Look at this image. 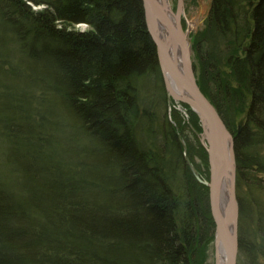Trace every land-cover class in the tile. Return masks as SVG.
Wrapping results in <instances>:
<instances>
[{"label":"trees","instance_id":"obj_1","mask_svg":"<svg viewBox=\"0 0 264 264\" xmlns=\"http://www.w3.org/2000/svg\"><path fill=\"white\" fill-rule=\"evenodd\" d=\"M205 24L196 79L234 139L237 264H264V0H212ZM167 99L142 0H0V264L203 263L209 190Z\"/></svg>","mask_w":264,"mask_h":264},{"label":"water","instance_id":"obj_2","mask_svg":"<svg viewBox=\"0 0 264 264\" xmlns=\"http://www.w3.org/2000/svg\"><path fill=\"white\" fill-rule=\"evenodd\" d=\"M142 0L145 23L156 46L159 68L168 95L187 105L199 118L203 147L209 164V180L203 182L193 169L195 177L209 190L211 215L215 224L214 242L217 264H237L238 216L236 196V160L234 139L215 107L197 85L191 55L192 48L187 32L181 26L184 14L183 0H177L176 12L169 10L165 0ZM164 24L168 36L159 33V24ZM177 48L178 55L175 54ZM227 179V198L221 207L219 189L222 179ZM219 248L223 262L219 259Z\"/></svg>","mask_w":264,"mask_h":264},{"label":"rangeland","instance_id":"obj_3","mask_svg":"<svg viewBox=\"0 0 264 264\" xmlns=\"http://www.w3.org/2000/svg\"><path fill=\"white\" fill-rule=\"evenodd\" d=\"M168 4L173 13L176 12L177 0H168ZM212 0H183L184 14L181 17V26L183 31L187 32L188 23L195 22V29H192L187 33L188 41L192 48V63L195 70V75L198 71V61L195 58L193 51L194 41L200 39L201 34L206 26V20L211 10ZM44 8L42 5H32L33 10H40ZM75 31L85 32L89 30L86 24H78L73 28ZM196 68H195V66ZM205 96V95H204ZM188 113L191 114L190 110L184 108L182 103L172 99L168 95L167 106L165 115L167 121L170 123L172 128L176 129L179 134V139L184 150L186 160L191 163L192 169L198 175L201 181L208 182L209 180V164L203 159V153L200 147H203V136L202 133L195 132L193 125L188 120ZM244 114L237 116L236 125L242 124L244 121ZM204 148V147H203ZM205 150V149H204ZM206 152V151H205ZM208 160V158H207ZM209 192V191H208ZM210 207V205H209ZM212 217V215H211ZM213 220V218H212ZM214 222V221H213ZM215 227V226H214ZM201 253V252H200ZM202 255V254H201ZM216 248L214 239L210 242L207 250L205 251V258L200 257L203 263L201 264H217L218 259L216 257ZM238 262V256H237Z\"/></svg>","mask_w":264,"mask_h":264},{"label":"bare ground","instance_id":"obj_4","mask_svg":"<svg viewBox=\"0 0 264 264\" xmlns=\"http://www.w3.org/2000/svg\"><path fill=\"white\" fill-rule=\"evenodd\" d=\"M157 1H159V2H162L161 0H157ZM166 2H167V5H168V8H169V10H171L170 9V6H169V4H168V0H165ZM195 26H196V23L195 22H189L188 23V28H187V33H189L192 29H195ZM159 33H161V35H163V36H168L169 34H168V32H167V30H166V28H165V26H164V24H159ZM174 49H175V54H176V56L178 55V53H177V48H175V47H173ZM162 75V74H161ZM197 80V79H196ZM166 89V88H165ZM182 105L184 106V108H186L187 110H190L191 112H193L187 105H185V104H183L182 103ZM188 108H187V107ZM194 113V112H193ZM198 117V116H197ZM199 119V118H198ZM191 121V114H189L188 113V120H187V122H190ZM200 122V121H199ZM201 125V124H200ZM228 129V128H227ZM233 147H234V145H233ZM235 153V152H234ZM207 154V153H206ZM208 158V157H207ZM235 160H236V158H235ZM188 162V161H187ZM191 163H189L188 162V165H189V167H190V169H192V167H191V165H190ZM203 184V183H202ZM227 179L225 178V179H222V184H221V186H220V189H219V196H220V201H221V207H224V205H225V203H226V198H227ZM235 189H236V180H235ZM237 196V195H236ZM237 202H238V200H237ZM209 205H210V202H209ZM238 207H239V204H238ZM210 213H211V210H210ZM238 222H239V216H238ZM214 226H215V224H214ZM214 230H215V227H214ZM221 248H219V251H218V253H219V259H220V261H221V263L223 262V253H222V250H220Z\"/></svg>","mask_w":264,"mask_h":264}]
</instances>
